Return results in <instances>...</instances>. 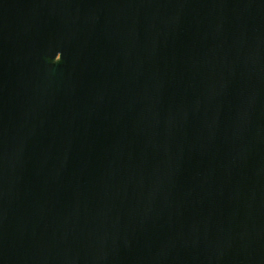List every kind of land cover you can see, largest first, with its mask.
<instances>
[{
  "label": "water",
  "instance_id": "water-1",
  "mask_svg": "<svg viewBox=\"0 0 264 264\" xmlns=\"http://www.w3.org/2000/svg\"><path fill=\"white\" fill-rule=\"evenodd\" d=\"M0 264H264V0H0Z\"/></svg>",
  "mask_w": 264,
  "mask_h": 264
}]
</instances>
